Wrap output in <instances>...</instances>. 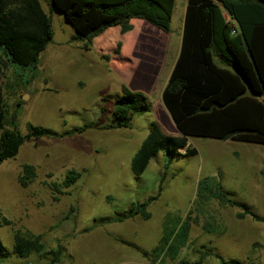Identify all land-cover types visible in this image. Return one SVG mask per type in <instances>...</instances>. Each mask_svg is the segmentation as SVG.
I'll return each mask as SVG.
<instances>
[{
  "label": "rangeland",
  "instance_id": "374dc122",
  "mask_svg": "<svg viewBox=\"0 0 264 264\" xmlns=\"http://www.w3.org/2000/svg\"><path fill=\"white\" fill-rule=\"evenodd\" d=\"M39 2L46 14L52 11L53 38L40 55L32 81L30 70L13 66L0 74L8 115L18 112L21 134L27 132L28 124L53 134L93 126L68 137L29 139L15 158L0 165V209L9 222L0 228V243L7 253L1 264L47 262L36 254L26 259L14 255L16 231L41 234L46 250L62 253L59 264H179L199 262L202 251L226 261L264 264V145L187 138L179 155L167 158L160 151L136 177L131 160L151 122H157L165 135L181 137L161 101L166 71L161 73L159 64L151 71L148 60L139 54L125 53L134 69L128 60H116L110 49L117 28L95 38L88 51H81L82 43L70 42L71 27L62 13L49 0ZM175 2L168 63L176 50L184 0ZM148 78H154L151 84ZM123 89L144 93L151 111L135 115L129 128L105 129L112 120V99L122 95ZM187 147L197 154L183 155ZM25 164L32 165L36 175L22 186ZM69 171L79 177L67 187ZM200 181L204 184L198 190ZM216 185L228 198L249 206L260 221L238 218L241 210L210 198ZM151 198L155 199L145 209L148 220L138 215L111 222ZM185 220L190 225L185 246L160 260L156 248L165 221V227L173 229ZM182 240L179 235L174 243ZM201 264H218V260L206 257Z\"/></svg>",
  "mask_w": 264,
  "mask_h": 264
},
{
  "label": "trees",
  "instance_id": "16d2710c",
  "mask_svg": "<svg viewBox=\"0 0 264 264\" xmlns=\"http://www.w3.org/2000/svg\"><path fill=\"white\" fill-rule=\"evenodd\" d=\"M49 1L76 32L72 41L84 44L85 48L109 28L119 27L121 34L130 31L133 18L144 20L165 33L171 30L174 0ZM215 1L188 0L180 53L161 94L162 104L181 137L165 135L157 122H151L147 137L131 160L130 168L136 177L142 175L149 161L160 151L167 158L174 153L179 155L178 151L186 147L187 137L264 145V100L261 99L264 96V0ZM50 14L42 10L39 0H0V74L13 66L30 70L29 82L32 81L40 55L53 38ZM119 48L117 43L111 55L118 56ZM112 102V120L105 129L129 128L135 115L151 109L147 96L139 91L123 89L122 95ZM17 121L18 112L8 115L0 93V165L15 158L29 139L68 137L82 134L93 126L87 124L53 134L28 124L27 132L21 134ZM196 154L194 148L187 147L183 155ZM35 175L32 165H23L21 185L26 186ZM78 177V173L69 171L64 185L69 187ZM203 184L199 182L198 190ZM228 196L220 185L210 194V198L220 204L241 210L238 218L250 216L260 221L249 206ZM154 199L130 208L111 222H123L138 215L148 220L150 214L145 209ZM187 220L173 229L165 227V221L160 246L156 248L160 260L165 255H175L178 248L185 246L190 230ZM8 224L0 209V228ZM179 235L183 240L176 245L174 242ZM117 241L135 247L127 241ZM12 253L22 259L36 254L46 260V264H59L62 256L60 250L45 249L41 234L20 231L14 235ZM200 255L199 262L184 260L179 264H201L206 257L215 258L218 264H243L236 259L223 260L207 251ZM6 256L0 243V264ZM246 264L255 263L250 260Z\"/></svg>",
  "mask_w": 264,
  "mask_h": 264
},
{
  "label": "crops",
  "instance_id": "0c3cea01",
  "mask_svg": "<svg viewBox=\"0 0 264 264\" xmlns=\"http://www.w3.org/2000/svg\"><path fill=\"white\" fill-rule=\"evenodd\" d=\"M175 1L176 0H174V8L176 5ZM213 1H215V0H213ZM187 5H188V0H184L182 7L180 9L181 26L179 29V33L177 34V46H176V50L174 52V56L169 63L167 60L166 53L169 51V45L171 43V30L169 33H165L162 30L158 29L157 27L147 23L146 21L141 20V19H137V18H133L130 20V25H131L132 29L130 31L124 33V34H121L119 27H113V28H117L118 30H117V33L115 34L114 38H113V42L115 44L114 45L111 44L110 51H113L115 49L117 43L120 44L119 55L117 56L118 58L115 57L116 60L120 61V60L126 59L129 62V67L134 69L133 68L134 63L132 62V59H127L125 53H127L130 57H133V56L136 57L139 54L140 57H143V58L145 57L148 60V65H149L151 71L154 67V64H159L158 66H160L162 68L161 73L163 71L164 72L166 71L165 79L163 80L162 85L160 87V93L161 94H162V91H163V89H164V87L168 81V78L172 72V69L175 65V62L178 58V55L180 53ZM173 11H174V9H173ZM222 13L226 19V14H227L226 11H224L222 9ZM172 15H173V13H172ZM172 20L173 19H171V24H172ZM70 29L72 31V33L70 35V42H73L75 44L80 43V42L72 41V38L76 35V32L74 31V29L72 27ZM109 29H111V28H109ZM108 30H106L104 33H107ZM103 34H101V35H103ZM93 41H94V39H93ZM80 49H81V51L85 52V51L89 50V47L85 48L84 44H83L82 46H80ZM99 50H100V52L104 51L100 48H99ZM164 50H165V53H163ZM162 53H163V56H162ZM54 55H55V53L50 55L49 58H51V56H54ZM157 72H155L153 74H156ZM156 78H155V80H156ZM152 80H154V78ZM152 80H150L148 78L147 82H149V84H151ZM153 82H155V81H153ZM150 111H151V109H150ZM187 138H200V137H187ZM231 141H233V140H231ZM235 142H237V141H235Z\"/></svg>",
  "mask_w": 264,
  "mask_h": 264
},
{
  "label": "water",
  "instance_id": "95a60500",
  "mask_svg": "<svg viewBox=\"0 0 264 264\" xmlns=\"http://www.w3.org/2000/svg\"><path fill=\"white\" fill-rule=\"evenodd\" d=\"M261 99H262V100H264V96H263V97H261Z\"/></svg>",
  "mask_w": 264,
  "mask_h": 264
},
{
  "label": "built area",
  "instance_id": "2783aa9c",
  "mask_svg": "<svg viewBox=\"0 0 264 264\" xmlns=\"http://www.w3.org/2000/svg\"><path fill=\"white\" fill-rule=\"evenodd\" d=\"M234 33V32H233Z\"/></svg>",
  "mask_w": 264,
  "mask_h": 264
}]
</instances>
